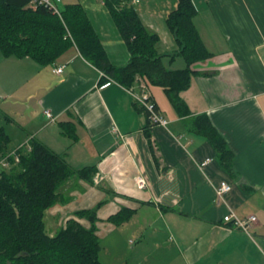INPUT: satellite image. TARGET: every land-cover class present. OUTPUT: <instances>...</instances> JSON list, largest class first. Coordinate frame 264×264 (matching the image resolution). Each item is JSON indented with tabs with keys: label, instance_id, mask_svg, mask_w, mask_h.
<instances>
[{
	"label": "crops",
	"instance_id": "obj_1",
	"mask_svg": "<svg viewBox=\"0 0 264 264\" xmlns=\"http://www.w3.org/2000/svg\"><path fill=\"white\" fill-rule=\"evenodd\" d=\"M65 1L84 7L111 63L126 66L130 53L103 2ZM193 2L196 25L214 57L192 66L191 85L181 93L188 115L179 114L163 89L143 78L131 88L104 81L79 53L48 67L0 53V98L14 101L6 123L21 131L10 136L8 153L9 145L13 150L37 139L74 170L95 166L90 181L74 175L59 187L45 222L53 235L75 212L102 202L97 235L107 264H264V0ZM133 6L159 35V52L175 53L167 19L178 0ZM165 62L173 70L186 67L181 57ZM61 67L62 73L56 72ZM130 90L148 92L168 126L150 125ZM45 110L57 120H48ZM202 114L234 152V174L222 166L214 146L194 133V120ZM68 122L76 141L61 133L60 123ZM140 176L147 183L143 189L136 182ZM224 181L233 188L218 199L216 188ZM122 208L134 211L130 220L110 222ZM230 211L257 218L254 240L224 224Z\"/></svg>",
	"mask_w": 264,
	"mask_h": 264
},
{
	"label": "trees",
	"instance_id": "obj_2",
	"mask_svg": "<svg viewBox=\"0 0 264 264\" xmlns=\"http://www.w3.org/2000/svg\"><path fill=\"white\" fill-rule=\"evenodd\" d=\"M32 0H0V53L4 58L28 59L41 67L61 63L72 53H79L112 80L131 88L140 78L163 89L173 108L181 115L190 109L181 93L191 85L195 63L214 57L207 47L195 19L193 0H178L169 14L167 26L178 50L162 54L160 37L143 23L130 0H101L126 43L130 60L126 66H114L86 10L80 3H67L61 15L45 6L31 7ZM183 58L186 67L173 70V63ZM61 133L78 139L73 124L60 123ZM194 133L215 148L222 166L234 174L235 154L206 114L198 115ZM10 136L0 124V152H7ZM31 150L18 152L20 162L0 175V264H103V246L98 231V210L103 203L75 212L55 234L45 222L46 212L58 199L59 187L72 176L90 181L95 166L74 170L63 155L41 141L31 139ZM13 162V160H12ZM134 211L122 208L109 221L120 225L130 220ZM86 219L90 226L79 220Z\"/></svg>",
	"mask_w": 264,
	"mask_h": 264
},
{
	"label": "built area",
	"instance_id": "obj_3",
	"mask_svg": "<svg viewBox=\"0 0 264 264\" xmlns=\"http://www.w3.org/2000/svg\"><path fill=\"white\" fill-rule=\"evenodd\" d=\"M145 0H130V3L132 5H140ZM65 0H32L31 1V7L37 8L38 6H45L46 8H49L50 10H53L56 14L61 15L62 8L66 4ZM63 67L58 68L56 72L62 73ZM101 76L105 77L104 73L101 72ZM130 93L132 94L136 104H139L148 114V119L150 125H160L163 127H167L169 124V121L161 114L159 111L156 103L152 100V97L150 94L146 91H142L139 93H136L133 90H130ZM44 114L50 120L51 122H54L57 120L56 115H54L50 110H45ZM29 140L26 144H23L18 148L16 151L10 153L9 155L4 157L0 160V175L3 170L10 169L13 164H17L20 162V155L18 154L19 151L22 149L26 151L31 150ZM13 160V162H12ZM211 160L207 159L202 163V167H205ZM101 179V177L96 178V182H98ZM137 185L139 188L143 189L146 187L147 183L146 180L143 177H138L136 179ZM232 185L228 182H221L219 186L216 188V195L218 199H222L224 195L230 193L232 191ZM257 221V218L255 216H248L245 218L238 217L233 211H230L229 214H227L223 222L224 224H233L237 229L243 231L246 233L251 239L254 240L253 236V227ZM264 253V249L262 250Z\"/></svg>",
	"mask_w": 264,
	"mask_h": 264
},
{
	"label": "rangeland",
	"instance_id": "obj_4",
	"mask_svg": "<svg viewBox=\"0 0 264 264\" xmlns=\"http://www.w3.org/2000/svg\"><path fill=\"white\" fill-rule=\"evenodd\" d=\"M5 94V93H4ZM13 100H6V99H3V98H0V124L1 125H3L4 127H5V130L7 131V133L9 134V136H12V137H19V135H17V133H15V132H19L20 134H21V131H20V129H18L17 127H14L13 129L12 128H10V125L9 124H7L6 123V117H5V112H8V111H12V109H11V105L13 104ZM16 109V108H15ZM8 129V130H7ZM12 137H11V140H10V144H12ZM22 146V145H21ZM12 146L11 145H9V151H11L10 153H12V152H14V151H16L18 148H20V146L19 147H17L16 149H13V150H11L10 148H11ZM10 153H8V151L7 152H5V153H1L0 152V160L1 159H3L4 157L6 158V156L7 155H9ZM81 220V219H80ZM86 220V219H85ZM49 232H54V229H49L48 230ZM98 232V231H97ZM106 242L105 241H103V244L104 245H106L105 244ZM106 256V254L105 253H103L102 255H101V260L103 259V257H105ZM102 262H104V264H107V259L105 258V259H103V261Z\"/></svg>",
	"mask_w": 264,
	"mask_h": 264
}]
</instances>
